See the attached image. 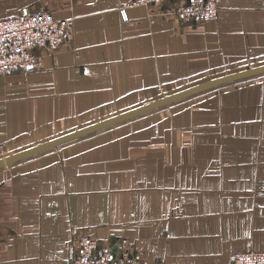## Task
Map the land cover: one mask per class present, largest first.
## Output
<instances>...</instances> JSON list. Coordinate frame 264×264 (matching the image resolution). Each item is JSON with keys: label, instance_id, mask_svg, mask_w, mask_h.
Listing matches in <instances>:
<instances>
[{"label": "crops", "instance_id": "obj_1", "mask_svg": "<svg viewBox=\"0 0 264 264\" xmlns=\"http://www.w3.org/2000/svg\"><path fill=\"white\" fill-rule=\"evenodd\" d=\"M0 0V18L72 20L36 71L0 74V264H68L90 235L142 264H230L264 251V73L120 115L264 62V0ZM92 129L93 131L75 136Z\"/></svg>", "mask_w": 264, "mask_h": 264}, {"label": "built area", "instance_id": "obj_2", "mask_svg": "<svg viewBox=\"0 0 264 264\" xmlns=\"http://www.w3.org/2000/svg\"><path fill=\"white\" fill-rule=\"evenodd\" d=\"M156 1L132 0L130 6L153 4ZM174 13L186 21L206 22L218 17L216 0H174ZM72 20H57L47 9L24 10L16 15L0 18V74L16 70L25 73L36 71L43 51H54L68 40ZM68 264H142L125 240L116 248L101 244L99 240L82 235L78 240L75 255ZM230 264H264V251L238 252Z\"/></svg>", "mask_w": 264, "mask_h": 264}, {"label": "water", "instance_id": "obj_3", "mask_svg": "<svg viewBox=\"0 0 264 264\" xmlns=\"http://www.w3.org/2000/svg\"><path fill=\"white\" fill-rule=\"evenodd\" d=\"M262 73H264V65L259 66V67H255V68H251V69H247V70H243L241 72H236V73H233V74H229V75L214 79V80H212V81H210L208 83H205V84H203L201 86L194 87V88L189 89L187 91H184V92H182L180 94H176V95L167 97V98H165V99H163L161 101L152 103V104H150L148 106H145V107L139 108L137 110L128 112V113H126L124 115H120V116L116 117L113 120L103 122L96 129L104 128V127L110 126L112 124L119 123L121 121L137 117V116H139L141 114H144V113H147L149 111L155 110V109L160 108V107H162V106H164L166 104L172 103L174 101H177L179 99L185 98V97L190 96L192 94H196V93H198L200 91H203V90H206V89H209V88H213V87H216V86H220V85H223V84H226V83H230V82H233V81L241 80V79H244V78L252 77V76H255V75H258V74H262ZM91 131H93V130L89 129V130L77 133V134L74 135V137L75 136H80V135H83V134H87V133H89ZM54 146H55V143H51V144L49 143V144H46L44 146H37V147H35V148L31 149V150H28L26 152H21L18 155H14V156L8 155V156H5V157H1L0 158V168H3L5 166L13 164L15 162V160H17L18 158L28 157V156H31L33 154H37V153H40L45 148L54 147Z\"/></svg>", "mask_w": 264, "mask_h": 264}, {"label": "rangeland", "instance_id": "obj_4", "mask_svg": "<svg viewBox=\"0 0 264 264\" xmlns=\"http://www.w3.org/2000/svg\"><path fill=\"white\" fill-rule=\"evenodd\" d=\"M262 65H264V62L263 63H259V64H255V65H252V66H248V67H246L245 68V70H247V69H251V68H255V67H259V66H262ZM241 72V71H240ZM236 73V72H235Z\"/></svg>", "mask_w": 264, "mask_h": 264}]
</instances>
